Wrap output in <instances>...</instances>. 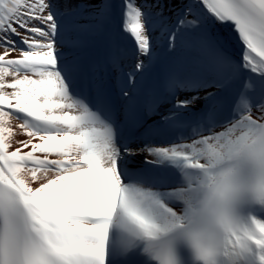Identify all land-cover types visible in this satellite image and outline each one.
Masks as SVG:
<instances>
[{"label":"snow or ice","instance_id":"snow-or-ice-1","mask_svg":"<svg viewBox=\"0 0 264 264\" xmlns=\"http://www.w3.org/2000/svg\"><path fill=\"white\" fill-rule=\"evenodd\" d=\"M114 20L134 44L124 123L77 55ZM154 33L193 56L149 125L133 90ZM174 128L189 134L153 142ZM0 264H264V0H0Z\"/></svg>","mask_w":264,"mask_h":264},{"label":"bare ground","instance_id":"bare-ground-1","mask_svg":"<svg viewBox=\"0 0 264 264\" xmlns=\"http://www.w3.org/2000/svg\"><path fill=\"white\" fill-rule=\"evenodd\" d=\"M74 2L87 3V0H74ZM166 15L171 16L170 23L175 20V15H173L172 13L166 12ZM82 23H84L85 25H88L91 23V21H89L87 18H84L82 20ZM109 25H112L116 29L115 31L116 35H112L113 38L110 40V42H112L116 40L118 34H120V31L118 30L116 20H114ZM211 33L214 37L217 38L221 48L227 55L233 57L234 59H239V52H240L242 45L239 43L237 34L234 31H232L231 27L217 25L211 28ZM91 35H99V33L86 30L82 32L80 36L81 46L77 49V55L79 56L82 62V65L86 61V56L84 58L83 56L87 54L84 50H82V48L84 47V44H86V42L88 41H90V43L94 42ZM121 35L125 36L124 34H121ZM154 36L156 37L157 45L154 49V57L150 64L152 65L154 63L155 57H158V62L157 63L155 62L157 67L155 69V73H153V76L155 79V83H157V86L166 90V85H164V82L166 81V76H167L169 69L174 66L175 67L186 66L187 64L191 62L193 53L191 52L189 48L181 45L179 40H178V47L176 51L174 53H169L165 49L163 44L160 42L158 34L154 33ZM110 45L111 46H110V51H109V57H111L113 54H118L119 55L118 65L114 66L110 59L108 62L104 61V64L102 65V68L104 70H99V71L96 70V71L97 73L102 72V75H104L103 71H105L106 75L109 76V79L111 81L110 85L113 88V93L115 94V98L117 100L116 107L122 114H124L123 112L125 110V106H124L125 98L122 96V94H120L121 92L119 91V88L120 86L124 88L123 84L125 85V73H127V71L133 66L135 62L134 55H133L134 44L132 42V45L128 47L124 45L123 47L124 51H122L119 47H117V43L113 42ZM80 49L82 50V53ZM122 62H125V64H123ZM150 64L146 61V65H147L146 70L141 76L137 77L136 85H138L139 81L143 80L145 75L148 74V72L150 71L149 70ZM94 69H95V65H93V70ZM118 79H121V83L118 82ZM180 95H181V98H183V95L185 94L182 93ZM164 96L166 100H161L159 97L157 98L158 105L156 106L155 115H152L151 118H147L145 120L147 121L149 125H151L153 121H159L162 115L167 114L168 109L171 108V102H170L171 98L169 97L167 90H166V93H164ZM224 102L225 104L227 103L226 97H224ZM187 114L189 113H185V116ZM120 115L121 114L117 115V118L118 120L122 121L123 118ZM147 116L150 117L149 114ZM188 134H189L188 131L184 133L185 136ZM180 135L181 133L178 134L177 137H167L166 136V138H156V139H153V142L156 144H167V142H169L170 140L179 138ZM24 138L25 137L23 136L18 137V139H24ZM138 142L140 143V141ZM136 146L137 145L133 147H136ZM142 161H143L142 156L137 157L134 164L137 163V165L142 166ZM176 182H177V179H174L172 183H169V184L174 185Z\"/></svg>","mask_w":264,"mask_h":264}]
</instances>
